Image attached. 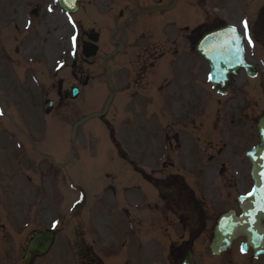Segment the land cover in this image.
Listing matches in <instances>:
<instances>
[{
  "label": "flooded vegetation",
  "instance_id": "1",
  "mask_svg": "<svg viewBox=\"0 0 264 264\" xmlns=\"http://www.w3.org/2000/svg\"><path fill=\"white\" fill-rule=\"evenodd\" d=\"M245 17L253 44L241 41L244 58L256 74L239 70L232 85L264 79V0H77L71 10L57 0H0V264H25L29 239L47 231L49 249L31 264H180L188 253L193 264H264V254L241 252L243 238L219 255L207 247L217 218L238 215V197L252 188L245 152L258 140L252 123L208 124L203 40L233 25L242 34ZM84 45L96 54L84 56ZM99 93L123 170L118 192L114 175L102 188L117 199L95 216L92 195L85 221L74 143L67 150L57 140L78 121V98ZM208 126L217 143L206 159ZM51 131L60 133L52 141ZM190 146L201 155L192 151V169L174 164L169 151Z\"/></svg>",
  "mask_w": 264,
  "mask_h": 264
},
{
  "label": "rangeland",
  "instance_id": "2",
  "mask_svg": "<svg viewBox=\"0 0 264 264\" xmlns=\"http://www.w3.org/2000/svg\"><path fill=\"white\" fill-rule=\"evenodd\" d=\"M102 102V93L93 97L87 96L83 99H78V116L82 118L91 113L98 112L101 109ZM218 102L215 96L212 95L211 98L208 97V124L213 121V117L217 111L221 122L226 118H232L234 122L240 123V126H249V128L253 126V137H256L254 122L256 123L257 118L264 112V81H246L242 78H238L233 88H231L230 95L224 98L222 102ZM246 115L249 118H246ZM251 122H253L252 126L249 125ZM60 133V139L57 140L59 147L69 150L70 136L67 130H62ZM60 133L57 134L51 131L50 133L48 132L47 136L51 138L52 141V139L58 137ZM215 134L216 132L211 126H208L207 142L200 146L201 150L206 154V159L216 152L215 148L210 145L215 142ZM73 143L76 149L73 166L79 198L87 203L92 192L96 190L94 186L97 185L98 191H101L107 183L113 184L111 179H108L106 175H116L117 171H121V162L116 159L113 147L107 141V132L105 131L101 119L98 117L90 118L77 127L73 135ZM153 148L154 146L150 144L143 146L142 150L144 157H149ZM192 151L194 153H192ZM169 152L170 158L174 164H178L179 161H182L180 164L184 168H189L192 164L191 153L194 158L199 159L201 157L200 151H195L193 146L183 150L177 151L176 149ZM112 159L116 160V164H111ZM143 166L146 168L148 165L143 163ZM116 191L118 192L117 187ZM98 198L100 201L94 204L96 208L94 211L95 216L98 211L100 212L102 207L106 208L110 206V202H112L114 198L117 199V197H114L112 191H108L104 195L102 192H99ZM86 212L85 207L84 210L80 212V215L83 214L84 216ZM88 217L91 219L90 216ZM113 217H117V214H113ZM150 245L151 240H149L148 237L143 239L142 249H144V251L147 250Z\"/></svg>",
  "mask_w": 264,
  "mask_h": 264
},
{
  "label": "water",
  "instance_id": "3",
  "mask_svg": "<svg viewBox=\"0 0 264 264\" xmlns=\"http://www.w3.org/2000/svg\"><path fill=\"white\" fill-rule=\"evenodd\" d=\"M223 34L214 33L208 38L206 45L207 49V60L209 62V69L211 71L212 84L218 89H222L225 84L229 82L231 74H234L235 71L240 67H245V64L242 60V53H237L233 49V52L225 50L224 41H221L220 37ZM225 36H228V33H225ZM224 39V38H223ZM94 54L95 51H92ZM90 55V53H86ZM233 62L229 64V62ZM257 131L259 137V144L256 145L252 151L247 153L251 163H252V178L254 180V189L255 194L251 197L247 196L246 199L241 202L240 205L242 209V215L236 218L232 212H229L221 216L217 222V225L214 228L213 239L209 245V248L212 253H219L229 246L232 239L237 236H243L246 240L244 244L245 247L250 246L252 250L256 252H264V239H255L254 237L264 236V225H261V220H264V211H260L261 207V196H264V116H262L257 124ZM252 211L255 213L253 218L256 223L251 225L255 229V232L249 234L244 228L232 229L231 227H226L234 223L236 220L240 219L244 212ZM37 237L35 236L31 240V244L27 250V264L33 255L41 248L37 245ZM187 264H191L187 258Z\"/></svg>",
  "mask_w": 264,
  "mask_h": 264
},
{
  "label": "snow or ice",
  "instance_id": "4",
  "mask_svg": "<svg viewBox=\"0 0 264 264\" xmlns=\"http://www.w3.org/2000/svg\"><path fill=\"white\" fill-rule=\"evenodd\" d=\"M66 3L69 2V0H65ZM48 11L51 12L52 11V7L49 6ZM68 22L69 24L72 25L73 28L76 27L75 22L72 20L71 15L68 16ZM242 27H243V33L241 34L240 32H238V29L235 25L233 26H229V28L227 29V39L224 40V46L228 51H232L233 49L235 50V52L240 53L243 51V48L241 46V41L243 39H247L248 44L251 46L253 44V38L249 33V25H248V20L245 17L242 21H241ZM30 26V22L29 25ZM71 44H72V49H73V55H75V49L77 46V35L73 34L71 35ZM63 65L60 64V62H58V67H62ZM209 79H212V77L210 76ZM2 114V113H0ZM264 191V190H262ZM255 194V189H253L252 192L248 193V196L251 197ZM241 202H243L246 198L245 197H241ZM261 207H260V211H264V196H261ZM75 207V206H73ZM255 216V213L252 211H246L244 212L243 216L236 220L234 223H231L230 225H226V227H231L232 229H236V228H244L249 234H252L255 232V229L253 227H251V225L255 224L256 221L255 219H247V218H253ZM60 220H53L51 222V226L53 228H56L60 225ZM264 239V236H259V237H254L253 242H255V239ZM241 252H245V246L242 245L241 246Z\"/></svg>",
  "mask_w": 264,
  "mask_h": 264
}]
</instances>
